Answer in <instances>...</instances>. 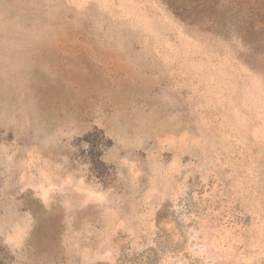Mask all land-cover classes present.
<instances>
[{
	"label": "rangeland",
	"instance_id": "rangeland-1",
	"mask_svg": "<svg viewBox=\"0 0 264 264\" xmlns=\"http://www.w3.org/2000/svg\"><path fill=\"white\" fill-rule=\"evenodd\" d=\"M0 264H264V0H0Z\"/></svg>",
	"mask_w": 264,
	"mask_h": 264
}]
</instances>
